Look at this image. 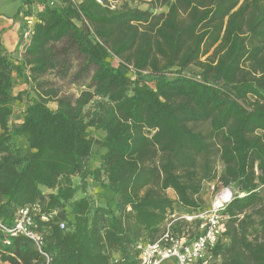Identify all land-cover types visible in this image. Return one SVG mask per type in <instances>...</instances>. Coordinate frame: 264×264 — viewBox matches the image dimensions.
<instances>
[{"label": "trees", "instance_id": "16d2710c", "mask_svg": "<svg viewBox=\"0 0 264 264\" xmlns=\"http://www.w3.org/2000/svg\"><path fill=\"white\" fill-rule=\"evenodd\" d=\"M120 1L21 0L16 17L35 18L31 34L23 42L21 31L17 54L0 48V220L37 203L56 211L38 223L48 264H137L139 242L157 239L174 212L199 214L203 183L218 180L237 190L210 262L264 264V0L110 8ZM47 75L83 90L60 97ZM15 103L25 105L19 124ZM89 182L108 202H95ZM199 226L177 217L171 232L190 242ZM0 262L46 264L23 238L0 247Z\"/></svg>", "mask_w": 264, "mask_h": 264}, {"label": "built area", "instance_id": "2783aa9c", "mask_svg": "<svg viewBox=\"0 0 264 264\" xmlns=\"http://www.w3.org/2000/svg\"><path fill=\"white\" fill-rule=\"evenodd\" d=\"M48 7H55L60 0H36ZM103 5V0H96ZM21 11L18 17L23 21V30L21 39L27 42L35 18L27 16ZM233 195L227 189L218 195L208 209L201 211L199 214L190 217H184L189 222L198 220L199 235L192 241H187L185 236L177 237L171 232V224L175 220L174 215L165 225L164 231L157 239L152 242H139L136 246L138 250L137 264H163L166 261H174L176 264H212L209 257L211 250L222 238L225 230L220 212L224 206L231 200ZM56 211L49 214L42 213L41 206L34 203L29 206L20 208L16 213L11 224H6L0 220V247L9 248L16 238H23L30 242L34 249L44 257L46 264L50 258L44 252L45 237L38 228V223H46L52 220ZM60 230L65 229V222L58 223ZM7 264V262H0Z\"/></svg>", "mask_w": 264, "mask_h": 264}, {"label": "rangeland", "instance_id": "374dc122", "mask_svg": "<svg viewBox=\"0 0 264 264\" xmlns=\"http://www.w3.org/2000/svg\"><path fill=\"white\" fill-rule=\"evenodd\" d=\"M76 1H79V0H76ZM148 2L149 0H123L122 2L120 1L117 4L110 2V8L113 9L115 7H119L121 4H126L127 6H130L132 8L145 10V9H150L149 5L147 4ZM3 5H4L3 7L4 12H10L11 10L14 12L15 9H17V7L19 6L17 2L15 3L5 2L3 3ZM165 10H166L165 8H158L152 11L156 14H159L161 12H165ZM116 60L117 59L113 58L111 61L113 64H116L117 63ZM44 79L56 82L55 89L59 94L58 96L60 97L67 96V97L75 98L79 94V92L83 90V87L81 86V84L83 83H77V84L72 83L70 78H66L64 80H57V79H54L52 75H47L44 77ZM25 89H26L25 86L19 85L16 87V89H14V94H18L20 91L25 90ZM48 105L51 109H55V106H56L55 103L49 102ZM24 108H25V105L23 103L14 104L13 113L11 117V124H19L21 122ZM90 135L93 138L102 137V134H100L99 132H94V131H90ZM21 143L23 144L21 140H18V144H21ZM101 154H102V151L96 148L93 154V159H92L95 161H92V164H97V160H98L97 158ZM222 170H223V166L221 164H218L217 166L218 175L221 173ZM88 185H89V192L91 196L95 199L96 203H101L102 205H104L106 202H108L109 195L107 193L105 192H102V194L98 193L100 191L97 188H95L94 183L92 182H89ZM226 189L230 191L232 195H234L237 190L235 185L221 188V185L218 180H214L211 183H203L200 194L196 197V199L198 203L200 204V206L203 208V210H206L214 202L215 198ZM44 191L47 192L46 190ZM166 195L171 199H175L173 192L170 190L166 192ZM177 217H180V219L185 220V218L182 217L179 211L174 212V218L176 219ZM171 219L172 218H169V220ZM224 220L225 219H222L223 222ZM220 262H221V259L217 260L214 264H220Z\"/></svg>", "mask_w": 264, "mask_h": 264}, {"label": "crops", "instance_id": "0c3cea01", "mask_svg": "<svg viewBox=\"0 0 264 264\" xmlns=\"http://www.w3.org/2000/svg\"><path fill=\"white\" fill-rule=\"evenodd\" d=\"M80 1V0H79ZM17 2L19 6L15 11H3V3ZM21 6V0H0V48L6 54H17L20 52V34L23 27V22L16 13ZM24 86V85H22ZM163 264H176L174 261H166Z\"/></svg>", "mask_w": 264, "mask_h": 264}]
</instances>
